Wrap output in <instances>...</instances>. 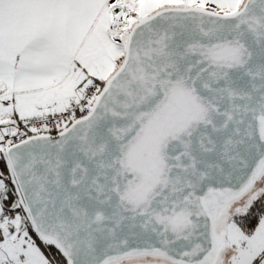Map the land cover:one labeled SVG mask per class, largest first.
<instances>
[{"label": "snow or ice", "instance_id": "6c2138e0", "mask_svg": "<svg viewBox=\"0 0 264 264\" xmlns=\"http://www.w3.org/2000/svg\"><path fill=\"white\" fill-rule=\"evenodd\" d=\"M0 264H264V0H0Z\"/></svg>", "mask_w": 264, "mask_h": 264}]
</instances>
